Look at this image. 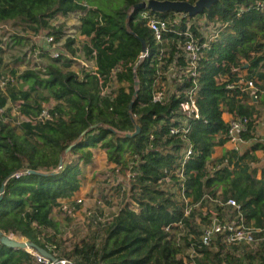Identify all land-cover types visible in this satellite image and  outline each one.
<instances>
[{
	"label": "trees",
	"instance_id": "trees-1",
	"mask_svg": "<svg viewBox=\"0 0 264 264\" xmlns=\"http://www.w3.org/2000/svg\"><path fill=\"white\" fill-rule=\"evenodd\" d=\"M94 1L0 0V234L75 264H264V165L258 178L251 167L258 162L254 153H264V136L253 131L252 97L235 88L244 72L257 91V82L264 83V0H218L194 17L134 9L144 0ZM75 13L78 26L67 35ZM144 13L167 24L160 41ZM6 23L28 36L11 33ZM41 33L69 57L53 58L41 47L36 55L32 45L37 63L30 65L29 52L14 57ZM189 40L198 49L194 75L185 71ZM79 54L96 68L71 71ZM167 75L172 83L155 100ZM102 86L110 91L99 96ZM193 88L195 110L188 111L182 92ZM224 113L249 118L241 137L254 142L242 154L228 151L211 162L213 149L228 140ZM188 145L192 154L182 163L179 154ZM92 150L103 151L112 165L120 206L97 224L98 234L66 245L61 226L73 218L60 203L77 206L71 199L81 188L82 167L93 163ZM181 192L188 205L199 202L187 216ZM229 199L247 225L260 229L254 248L227 245L225 233L208 245L198 240L196 230L209 224L211 212L222 219L213 201ZM0 264L39 263L25 249L0 242Z\"/></svg>",
	"mask_w": 264,
	"mask_h": 264
},
{
	"label": "built area",
	"instance_id": "built-area-1",
	"mask_svg": "<svg viewBox=\"0 0 264 264\" xmlns=\"http://www.w3.org/2000/svg\"><path fill=\"white\" fill-rule=\"evenodd\" d=\"M187 1V0H186ZM142 17L145 19V26L150 29V31L153 33L155 39L157 41L161 40V34L162 32L166 31L167 24L164 21H160L157 18L154 17H147L146 14H142ZM178 21V18L177 20ZM190 22H187L186 26L187 28L189 27ZM78 40H81L82 38H77ZM45 43L47 45H55L53 43V38L48 37L45 39ZM185 52L187 53V59L189 61V69H186V73L189 72L191 75L195 74L194 70V62L197 59V46L196 44L192 41L189 40L185 44L184 48ZM50 55L53 58H58L59 56L62 55V52L59 51V49H53L50 51ZM145 56V54H141L139 57L142 59ZM66 57V56H65ZM85 66V65H84ZM172 74H169L170 77H175L174 72ZM114 73V71H113ZM168 75L166 76L167 81L161 84V89L157 90L154 96L155 100H162L164 98V92L165 89L170 85L172 82L169 79ZM114 79L115 77H111V82L114 84ZM5 81L0 82V88L4 87ZM246 86L251 89L252 93V99L255 98L256 96L254 95L255 92H257V88L254 86L253 82L248 81L246 82ZM19 89L25 90V87H22V85H17ZM171 87V86H170ZM228 89H233V85L227 86ZM110 90V89H109ZM109 91L105 92L101 90L99 96H104L108 94ZM182 93L185 94L186 101L184 104V108L187 109L188 111L195 110V104H194V97H195V88L191 89L190 91H183ZM47 107L42 111L41 117H46V112H47ZM12 114H16V106H13L11 109ZM255 117V116H253ZM22 120H25L24 118H20ZM249 122V118L245 117H237L234 118L232 117L228 121V131H227V138L229 141H232L235 145L243 143V139L241 137V134L247 130V125ZM192 154V148L190 145H188L184 150L181 151L179 154L180 160L182 163H185V161L188 159L189 156ZM225 165V162L223 163ZM207 197V196H205ZM179 200L183 202L185 205V216L189 215L191 207H198L199 202L194 204V205H188L190 203V199L185 197L183 193L181 192V195L179 196ZM72 201V199H71ZM78 203L79 201H75ZM201 202V201H200ZM215 205H217L218 208L221 209L222 212V219H220L214 212H211V217H210V222L209 224L203 226L202 228H198L196 230V235L198 236V240L201 242L202 245H208L210 241L214 238L215 234H221L225 233V238L224 241L227 243V245H244V246H251L253 241H254V233L259 232L260 229H254L251 226L247 225L240 213L239 206L231 199L226 200L225 202L221 200H214L213 201ZM64 203L66 204L65 201H61V206L63 208ZM214 216L212 217V215ZM180 229L182 228V225L180 223L176 224ZM9 239L18 241V242H23L20 236L8 234L6 235ZM188 236L191 237V234H188ZM33 257L34 259L39 263V264H54L50 260L44 258L37 252L31 250V249H26ZM190 256L193 255L192 249H190ZM52 256H54L52 254ZM55 257V256H54ZM56 258V257H55ZM59 264H75V262L71 259H65V258H56Z\"/></svg>",
	"mask_w": 264,
	"mask_h": 264
},
{
	"label": "rangeland",
	"instance_id": "rangeland-1",
	"mask_svg": "<svg viewBox=\"0 0 264 264\" xmlns=\"http://www.w3.org/2000/svg\"><path fill=\"white\" fill-rule=\"evenodd\" d=\"M108 2V1H104ZM103 2V3H104ZM99 2V0H95L93 2V6H101L103 4ZM78 14L71 15L70 19H68L66 23L67 28V35H71L74 31L75 26H78ZM10 30L11 33H17L18 35L28 36L26 31L22 28H12L10 27L9 23L4 24V27ZM45 33H41L35 36H32L31 44H26L24 48H22L21 52L16 53L15 51L12 52L14 57L22 56L23 52H29L30 58V65L32 66L34 63H37V59L35 56L30 54L32 51L31 48L34 46L36 48L35 54L38 53V48H47L50 51L53 49H59L62 52V56L69 57V54L62 51L58 44L55 45H47L45 43V39L48 38ZM82 40V39H81ZM82 40L81 42H83ZM85 43V41H84ZM87 43V42H86ZM32 45V46H31ZM80 55V54H79ZM75 58L70 70L71 71H78L81 66L89 65L93 68H96L95 63H90L88 61H84L83 57ZM10 57H6V62L10 61ZM113 82V81H112ZM93 86V82L90 81L86 87L91 88ZM102 90L107 92L110 91L109 88L103 87ZM94 153L93 156V163L92 165H87L82 167V175H83V182L79 191L74 195V203L77 205L76 207L68 206V204L64 203L62 209H66L71 212L73 222L70 226H61L62 232V240L65 242L66 245H69L72 242H76L78 239L82 237L91 238L95 236V234L99 233L98 223L103 222L104 220H108L111 215H113L118 207L120 206V201L118 200V194H116V182H119V179H115V175L110 173L109 167L111 168L112 165L108 167L105 154L101 150H92ZM252 168H255L257 171V178L259 177L260 173V166L251 165ZM73 199V198H72ZM79 201L76 203L75 201ZM205 212V209H203ZM216 214V212H214ZM57 211H54V217L58 216ZM214 214L212 215V217ZM205 225H202V228ZM25 242L26 240H23ZM259 239L253 241L252 246L254 248L257 243H259ZM188 264H193L190 262Z\"/></svg>",
	"mask_w": 264,
	"mask_h": 264
},
{
	"label": "water",
	"instance_id": "water-1",
	"mask_svg": "<svg viewBox=\"0 0 264 264\" xmlns=\"http://www.w3.org/2000/svg\"><path fill=\"white\" fill-rule=\"evenodd\" d=\"M218 0H194L192 3H189L185 0H144L141 3L134 6V9L137 10H146L153 14H162L166 12H174L187 15L188 17H194L197 14H201L207 11L215 2ZM141 44V54L146 53L145 43L143 40L139 39ZM134 85L137 86V82H134ZM138 131V128H136ZM69 149V148H67ZM66 149V151H67ZM61 164V161L59 162ZM33 173V171H29ZM3 192V188H0V193ZM0 242L10 248H20V249H31L44 258L50 260L54 264H59L57 259L52 256L46 250L40 248L33 242L25 241L18 242L12 239H9L5 235L0 234Z\"/></svg>",
	"mask_w": 264,
	"mask_h": 264
},
{
	"label": "crops",
	"instance_id": "crops-1",
	"mask_svg": "<svg viewBox=\"0 0 264 264\" xmlns=\"http://www.w3.org/2000/svg\"><path fill=\"white\" fill-rule=\"evenodd\" d=\"M245 74H246L245 72L242 73L238 84L235 86V88L237 89L236 94H238L239 93L238 90H240V92L248 93L249 96L252 97L253 92L251 91L250 88L246 86V82H248V79L246 78ZM257 84L259 86V90L256 93V97L253 98L249 104L254 106L256 110L255 111L256 114L254 115L255 116V123H254L255 126L253 130L254 134L256 137H263L264 136V83L258 81ZM236 96L240 98L238 95ZM222 118L225 122H228L232 118V116L230 114L224 113ZM253 142L254 141H244L241 144L235 145L232 141L227 140L223 145L217 146L213 149L211 154V162H213L216 159H219L224 153L228 151H235L237 154H242L249 148V146ZM254 155L258 159V162L252 165L262 167L264 165V153L262 151H256ZM74 198L75 197L73 196L72 199L73 203L75 200Z\"/></svg>",
	"mask_w": 264,
	"mask_h": 264
}]
</instances>
